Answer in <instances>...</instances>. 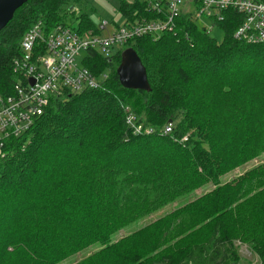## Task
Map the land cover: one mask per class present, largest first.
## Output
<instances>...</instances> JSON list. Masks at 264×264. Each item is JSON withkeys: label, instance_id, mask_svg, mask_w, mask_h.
I'll return each mask as SVG.
<instances>
[{"label": "trees", "instance_id": "obj_1", "mask_svg": "<svg viewBox=\"0 0 264 264\" xmlns=\"http://www.w3.org/2000/svg\"><path fill=\"white\" fill-rule=\"evenodd\" d=\"M80 1L27 0L15 10L0 30L1 94L12 92L11 59L34 23L95 27L86 11H70ZM116 10L130 20L160 16L140 0H119ZM222 14L219 39L181 12L172 31L125 43L146 70L148 91L120 84L122 50L111 61L87 51L95 76L111 72L102 86L51 99L25 134L7 140L0 264H59L91 246L72 264H238L235 241L264 260V162L220 179L264 152V42L235 39L241 16ZM125 106L149 133L128 128Z\"/></svg>", "mask_w": 264, "mask_h": 264}, {"label": "built area", "instance_id": "obj_2", "mask_svg": "<svg viewBox=\"0 0 264 264\" xmlns=\"http://www.w3.org/2000/svg\"><path fill=\"white\" fill-rule=\"evenodd\" d=\"M160 16L156 18L122 17V22L109 30V21L101 19L94 28L78 30L58 24L49 31L41 21L34 23L22 35L18 53L11 59L15 75L12 92L0 93V158L6 155L7 140L27 132L44 112L51 99L99 88L104 80L95 76L85 65L82 54L94 50L108 61L121 46L134 38L150 34L157 38L165 30L172 31L173 19L181 12H190L205 30H217L222 12L233 10L241 16L233 37L246 43L264 42V0H140ZM162 15V17H161ZM105 31L106 35H101ZM79 58V62L76 59ZM101 74V73H100ZM125 122L134 134L151 130L136 124V116L124 107ZM168 122L163 134L170 133ZM185 138H183L184 140ZM255 264L264 260L253 254Z\"/></svg>", "mask_w": 264, "mask_h": 264}, {"label": "rangeland", "instance_id": "obj_3", "mask_svg": "<svg viewBox=\"0 0 264 264\" xmlns=\"http://www.w3.org/2000/svg\"><path fill=\"white\" fill-rule=\"evenodd\" d=\"M118 2H119V0H81L78 4H75L74 7L71 8L70 11H74L75 16L78 15L80 12L86 11L90 15L92 22L95 24H98L101 19H105V20L110 22L108 29L111 31V30H114L115 24L118 25L122 22V16L116 10L117 6H118ZM68 19H72V18L69 17ZM209 34L212 35L213 37H217V39H219V37L221 36L220 31H217V30H212ZM101 35H106V32L102 31ZM126 47L127 46H125V44H124L120 48H121V50H123ZM85 55H86V53L82 54V57H84ZM76 62L77 63L79 62V58L76 59ZM109 74H111V72L109 69L106 68L105 70H103L101 72L100 78L103 79L104 77H108ZM262 162H264V152L261 153L259 156L255 157L253 159H250L247 162L241 164L240 166H238V167L232 169L231 171L227 172L226 174L221 176L220 179L222 182L231 180L233 177L246 172L248 169H250L253 166H256L257 164H260ZM210 188H212V185L207 184V185L195 190L194 193L188 198L192 199V198L210 190ZM183 202H185V198L180 199L174 203L166 205L165 207H163L162 209L157 211L155 214L142 219L137 224L133 223L129 227H126V228L120 230L117 233L116 238L129 233L130 231H132L133 229L143 225L144 223H147L149 221L154 220L156 217L163 215L164 213L174 209L175 206L180 205ZM234 243L237 247V250H238V253L240 256V260H239L238 264H255V263H253L254 256H252L254 253L249 249V247L244 243H239L238 241H235ZM96 248H97V246H91L89 248L81 250V251L77 252L76 254L70 256L69 258L65 259L64 261L60 262L59 264H72V263L80 260L82 257L86 256L88 253L94 251Z\"/></svg>", "mask_w": 264, "mask_h": 264}, {"label": "water", "instance_id": "obj_4", "mask_svg": "<svg viewBox=\"0 0 264 264\" xmlns=\"http://www.w3.org/2000/svg\"><path fill=\"white\" fill-rule=\"evenodd\" d=\"M27 0H0V30L12 18L15 10ZM116 74L124 88L150 89L146 70L137 53L132 47L124 48L120 53V61L116 67Z\"/></svg>", "mask_w": 264, "mask_h": 264}]
</instances>
